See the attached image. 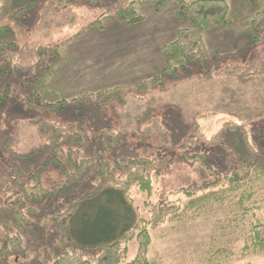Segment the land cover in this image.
I'll return each instance as SVG.
<instances>
[{"label":"rangeland","instance_id":"374dc122","mask_svg":"<svg viewBox=\"0 0 264 264\" xmlns=\"http://www.w3.org/2000/svg\"><path fill=\"white\" fill-rule=\"evenodd\" d=\"M58 1L36 0L27 12L10 15V7L16 0H0V24H11L13 30L4 41L17 44L15 52L24 68L0 81V94L7 95L5 101L0 102V198L3 204H10L20 197L7 193L9 189L17 188L18 170L29 183V173L46 162L47 152L29 156L46 142L33 124L35 121H48L64 128H78L82 124L89 133V140L78 147L84 159L112 163L136 156L160 155L165 158V171L154 182L153 200H161L192 185L199 187L212 179L210 172L199 162L182 157L186 152L207 154L209 164L217 171L229 172L234 168L231 152L207 142L228 123H245L258 149L264 129V44L253 42L251 23L258 0H227L231 21L204 32L209 52L205 68L190 67L179 81L165 89L158 87L147 94L128 92L124 105L115 101L105 104L96 101L82 107L72 103V99L83 92L84 74L96 82L92 87L99 89L89 93L113 88L115 85L111 83L121 79L101 73V67L92 63L99 51H105L104 46L98 47L102 39L96 37L112 31L110 22H104L105 18L129 0H94L97 4L69 7H62ZM6 5L11 9L8 12ZM151 10L170 14L176 19V4L166 7L155 3L151 7L139 4L137 7L142 16L149 15ZM106 14L109 16L105 17ZM100 20L103 22L101 28L95 25ZM176 20L179 30L194 28L189 20ZM171 40L165 46L174 42L176 36ZM41 48L46 54L44 61L39 63ZM163 58L165 69L164 55ZM90 66L98 73L91 75V69L87 71ZM49 69L50 78L45 86L43 79ZM76 71L78 74L74 76ZM252 73L258 74L249 76ZM79 74L84 76L79 77ZM63 100L68 101L63 107L40 105V102L54 105ZM197 121L199 128L194 126ZM122 133L126 141L117 143ZM27 155L29 157H25ZM96 168L97 164L90 177L76 187L33 202L32 224L22 235L24 252L12 256L10 264H42L47 257L54 260L63 254L62 231L58 224L61 215L96 189ZM65 180L54 164H48L43 171V184L50 190L62 188ZM135 199L138 211L117 194L101 196L86 204L70 220L75 240L82 244L94 243L96 238L91 226L97 217L107 212L110 214L107 239H117L124 230L137 224L139 213L143 212L146 197L138 194ZM239 206L231 209L228 202H211L193 219L177 227L170 226L162 233L161 244L155 248L158 256L154 258L157 257L161 264H220L223 262L217 258L220 252L240 248L247 236V227L241 226ZM5 225L12 226V222L8 216L0 215V226ZM249 251L246 246L241 254H237L238 259L264 264L263 251L259 248L255 253ZM137 252L138 245L133 243L129 262L135 259ZM228 259L224 262H229Z\"/></svg>","mask_w":264,"mask_h":264},{"label":"trees","instance_id":"16d2710c","mask_svg":"<svg viewBox=\"0 0 264 264\" xmlns=\"http://www.w3.org/2000/svg\"><path fill=\"white\" fill-rule=\"evenodd\" d=\"M35 3L36 0H16V4L10 7L12 11L9 14L18 15L27 12ZM82 3L94 5L97 1H58L62 7ZM150 3H155L159 7L176 4V16L179 19L189 20L194 25L192 29L179 30L177 39L163 48L166 59V68L163 73L135 86H115L97 93L82 92L72 99V103L76 106L82 107L84 104L96 101L100 104L115 101L124 105L125 95L128 92L147 94L158 87L165 89L169 84L179 81L183 72L190 67L205 68L209 61V52L204 38L205 30L226 25L231 21L230 5L227 0H129L109 13L110 16H115L130 25L138 24L144 20V17L138 14V5ZM6 6L7 12L10 11L9 6ZM107 16L109 14L105 15ZM251 19L254 28L253 42L264 44V0H258L257 12ZM95 25L103 27L102 20ZM12 31L11 24H0V81L24 69L18 62L17 52H15L18 48L17 44L4 41V38ZM40 50L39 63H42L46 50L43 48ZM50 72L49 69L43 79L45 86L49 82ZM205 74L210 76L209 72ZM256 74L258 73H252L249 76ZM6 97L7 95L0 94V102L5 101ZM40 103L50 107H63L68 101L63 100L54 105ZM33 124L38 127L46 142L29 156L47 152L46 162L40 169L29 173V183L24 180L18 170L19 174L15 178L17 188L7 191L12 196L20 195L14 202L6 205L0 198V215L8 216L12 222V226H0V262L2 264H10L12 256H19L24 252L22 235L32 224L31 215L35 211L33 202L52 198L61 191L76 187L90 177L93 166L96 164L94 173V180L98 184L96 189L62 214L58 223L62 231L60 244L63 247V254L54 260L47 257L42 264H161L154 256H158L155 248L158 243V245L161 244L162 233L170 226L177 227L193 219L209 203L216 201L228 202L231 209L240 205L241 226L243 229L247 227V236L241 242L240 248H234L231 252H220L217 257L219 261L223 260L220 264H253L242 261L244 258L238 259L237 254H241L246 246L251 253H255L256 248L264 252V129H262L257 149L253 144L252 133L245 123L234 121L228 123L222 131L207 142L231 152L235 162L234 168L229 172H220L209 164L207 154L186 152L182 157L199 162L210 172L212 179L199 187L192 185L187 189L169 194L161 200H153L151 194L154 182H157L165 171L166 161L162 156H136L115 160L112 163L94 158L84 159L80 156L78 147L89 140V133L82 124L78 128H64L60 124L48 121H35ZM194 126L199 128L198 121ZM119 135L117 143L126 139L124 133ZM50 163L56 165L66 179L62 188L50 190L43 184V171ZM111 194L122 197L135 211L139 209L135 195L142 194L146 197V207L143 206V212L139 213L137 224L124 230L114 241H108L110 214L107 212L97 217L91 226L96 238L95 242L78 243L72 233L70 220L86 204ZM159 231L160 235H158ZM165 234L166 232L163 235ZM133 243L138 245V252L135 259L129 262V251ZM69 246H71L70 250L67 249ZM239 249L242 250L238 252ZM226 258H229V262H224Z\"/></svg>","mask_w":264,"mask_h":264},{"label":"crops","instance_id":"0c3cea01","mask_svg":"<svg viewBox=\"0 0 264 264\" xmlns=\"http://www.w3.org/2000/svg\"><path fill=\"white\" fill-rule=\"evenodd\" d=\"M149 6L151 7L152 4ZM143 17L144 20L141 23L134 25L122 22L113 16L105 18L104 22H110L111 34H101L96 37L102 39L98 47L104 46L105 51H99L92 64L101 67V73L106 72L111 77H120V80L111 83L115 86L136 85L139 81L160 74L165 67L162 54L163 46L175 36L177 39L179 29H177L176 19L178 17L176 14L175 19L170 14H164L161 11L153 13L151 10L149 15ZM99 58L101 59L99 60ZM93 67L90 66L87 69V71L91 69V75L98 73L92 69ZM77 74L76 71L74 76ZM84 75L86 78L82 82H86L83 92L99 90L92 87L96 82H92L89 76ZM84 75L79 74V77ZM119 81L121 82L119 83Z\"/></svg>","mask_w":264,"mask_h":264}]
</instances>
